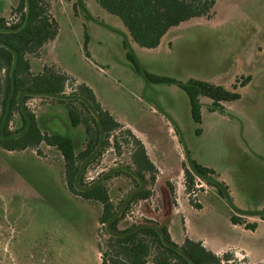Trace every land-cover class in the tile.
<instances>
[{
    "label": "rangeland",
    "instance_id": "374dc122",
    "mask_svg": "<svg viewBox=\"0 0 264 264\" xmlns=\"http://www.w3.org/2000/svg\"><path fill=\"white\" fill-rule=\"evenodd\" d=\"M46 1L57 33L27 55L31 72L44 66L64 72L70 79L63 96L84 84L122 125L106 135L99 154L83 162L84 182H104L117 210L125 208L122 224L166 223L176 243L187 237L217 255L227 252L224 264H263L264 220L258 213L264 207V0H216L209 18L180 22L154 48L131 41L121 20L95 0ZM16 2L0 0V15L11 18ZM127 52L147 73L182 83L200 79L231 90L249 80L221 111H209L210 100L200 97L201 121L195 123L186 92L177 83L145 78ZM52 98L36 95L25 105L42 130L68 135L77 151L83 149V125L71 126L64 105ZM15 123L17 114L11 127ZM125 129L156 167L146 200L129 202L135 183L145 186L147 175L135 174L134 145ZM40 148L44 156L0 148V264H102L97 243L107 235L98 222L101 205L71 194L60 153ZM190 160L212 168L210 178L227 186L228 197L201 177L187 191L183 171L191 169ZM232 214H243L256 227L233 224Z\"/></svg>",
    "mask_w": 264,
    "mask_h": 264
},
{
    "label": "trees",
    "instance_id": "16d2710c",
    "mask_svg": "<svg viewBox=\"0 0 264 264\" xmlns=\"http://www.w3.org/2000/svg\"><path fill=\"white\" fill-rule=\"evenodd\" d=\"M95 1L121 20L131 41L141 47L154 48L167 31L180 22L193 17L209 18L216 0ZM48 7L46 0H17L10 9L11 18L0 15V148L7 151L31 149L38 156H44L40 146L45 144L60 153L68 191L76 197L101 205L98 222L104 226L107 235L103 243H97L102 264H224L229 261L227 252L217 255L201 241L185 237L181 243H176L166 223L144 219L141 224H122L125 208L117 210L118 204L115 205L110 199L104 182H84L83 162L87 163V158L99 154L103 145L107 144L106 135L121 130L122 125L101 107L92 90L84 84L73 88L70 97L63 96L70 79L64 72L49 66H44L40 72H31L27 55L36 52L57 33L56 21ZM126 56L134 69L142 71L148 80L177 83L188 96L190 114L195 123L201 121L200 97L210 100L209 111H221L223 102L238 99L236 87L249 80V77H244L233 84L231 90L200 79H189L182 83L168 76L147 73L140 69L130 52ZM36 95L53 97L66 108L71 126L83 125L86 141L83 149L77 151L73 139L68 135L40 128L35 115L25 105L28 99ZM16 114L19 123L11 127ZM125 132L131 136L134 145L131 160L135 174L141 179L147 175L145 186L139 187L135 183L137 189L129 197V202L146 200L152 194L150 186L155 181L156 167L148 158L143 144L129 130L125 129ZM115 146L118 147L116 143ZM190 166L191 169L184 167L183 171L187 191L194 186L195 177H201L218 195L228 197L227 186L216 178H210L215 175L212 168L194 160H190ZM169 189L173 193L171 185ZM241 216L232 214L230 220L233 224H244L246 229L256 227V222L245 223ZM258 217L264 220V207Z\"/></svg>",
    "mask_w": 264,
    "mask_h": 264
},
{
    "label": "crops",
    "instance_id": "0c3cea01",
    "mask_svg": "<svg viewBox=\"0 0 264 264\" xmlns=\"http://www.w3.org/2000/svg\"><path fill=\"white\" fill-rule=\"evenodd\" d=\"M172 213H174V212H172ZM169 231V230H168ZM169 233H170V231H169ZM220 251H223V250H220ZM215 253H219V251H214Z\"/></svg>",
    "mask_w": 264,
    "mask_h": 264
},
{
    "label": "built area",
    "instance_id": "2783aa9c",
    "mask_svg": "<svg viewBox=\"0 0 264 264\" xmlns=\"http://www.w3.org/2000/svg\"><path fill=\"white\" fill-rule=\"evenodd\" d=\"M194 185H196V183Z\"/></svg>",
    "mask_w": 264,
    "mask_h": 264
}]
</instances>
